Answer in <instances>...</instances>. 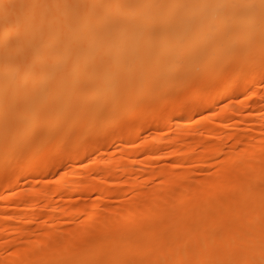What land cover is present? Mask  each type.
Wrapping results in <instances>:
<instances>
[{"label":"bare ground","instance_id":"bare-ground-1","mask_svg":"<svg viewBox=\"0 0 264 264\" xmlns=\"http://www.w3.org/2000/svg\"><path fill=\"white\" fill-rule=\"evenodd\" d=\"M230 61L237 65L229 68ZM211 68L225 72L224 78L205 82L192 97L194 108L185 110L187 92L184 97L173 94L177 120L212 109L216 101L205 100L218 87L223 97L238 87V94L250 90L249 97L256 99V80L264 74V0H0V184L8 175L13 176L11 189L33 176L43 183L68 162L88 158L90 146L96 157L107 145V132L127 131L133 121L135 136L152 129L168 132L160 121L163 111L159 115L163 104L172 102L160 99L165 88L196 85L201 81L198 70ZM249 72L251 79H244ZM151 99L152 111L146 106L147 111L144 105ZM223 112L219 117L227 120L233 113ZM259 117L264 118V112ZM106 119L110 123L102 129ZM203 126L205 135L217 133L212 125ZM259 133L256 141L248 140L252 143L241 139L246 136L232 135L241 140L234 141L235 151L221 165L234 162V170L209 179L201 170L207 176L200 178L201 184L189 183L194 177L189 178L188 171L173 176L172 170L205 161L191 154L193 146L207 149L211 158L224 147L193 142L191 132L182 138L189 139L186 145H176L180 133L167 140L168 155L175 158L164 175L149 169L146 178L161 180L157 188L152 189L153 184L142 190L149 184L144 174L130 178L132 170L145 163L129 160V153L122 152L115 160L95 159L93 169L84 164L79 173L54 179L47 196L29 187L33 191L21 192L18 202L13 200L17 203L4 201L0 257L3 249L10 252L0 264H264V132ZM114 143L123 141L117 138ZM161 147L156 136L131 157L144 151L149 161L157 160ZM78 151L79 157L65 160ZM103 175H115L111 178L117 187L125 179L127 190L117 196L131 202L122 211L107 207L108 200L102 199L113 195ZM101 176L106 186L90 184ZM79 190L85 196L95 192L105 205L92 199L83 214L90 221L63 232V217L69 216L68 208L61 207L68 202L64 197ZM55 196L66 202L58 205ZM40 202L48 212L40 223L52 230L41 232L37 227L30 240L26 235L27 241L11 243V230L5 231L10 210L19 211L14 225L29 223L39 213Z\"/></svg>","mask_w":264,"mask_h":264},{"label":"rangeland","instance_id":"rangeland-1","mask_svg":"<svg viewBox=\"0 0 264 264\" xmlns=\"http://www.w3.org/2000/svg\"><path fill=\"white\" fill-rule=\"evenodd\" d=\"M227 64L229 65V68H230L231 66L235 67L237 65V62L236 61H233V62L230 61ZM198 71H199L198 73L200 74L199 77H200V80L201 81L198 84H196V85L188 84L186 87L185 86L182 87V85H184V84H178L177 86L174 85V87L168 85L170 83H174L176 81L174 79L173 80H169L170 83H168L166 85L164 84L165 87L170 86L171 88L170 87L169 88L168 87L165 88V90L161 94L160 99L163 100L162 102L163 103H165L164 101H166V103L168 101L171 102L172 101L173 94L176 95V96L174 95V97H177V96L179 97V96H182L183 93L187 92V94L189 95L188 96L189 99L187 97V101H189V102L186 103V105H184L185 110H188L189 108H194L196 106V104L192 103V97H193V95H195V93H198V92H200V91L203 90L202 89L203 88V84L205 82H215V81L217 82L218 80H221L222 78H224V75H225V72L222 73V71H220L217 68H215V69H212V68L211 69H201V70H198ZM251 76H252V72H249V73H247L245 75V78L244 79L250 80L251 79ZM257 79L258 80H256V87L254 88L255 90H253L254 91V94L256 95L254 98H256V99H253V98H250L249 97L250 90H247V92H245L242 95L238 94L236 92L238 90V87H236L235 93L231 94L228 97H223V95H222V88L218 87L216 89V91L213 93V96L211 98L205 100L206 103H211V102L216 101V102H214V105H213L212 109L204 110V111H202L200 113H197V114H189V115L183 116V118H181L180 120H177L176 119L178 112L175 110V105L172 104L173 101L171 102V104L170 103L163 104V108L164 109H161V111L159 112V115H160L162 113V111H163L162 115H160V121L162 119V122L165 124V127L168 129V132H162L161 130L160 131H156V130H153L152 129V130H147L145 132H142L139 136H135V132L137 130V126L135 124L136 123L135 121H133L131 123L132 125L129 127V129L127 131H122V130H119V129H112L109 132H107L109 135H107V136L105 135L106 137H104L105 138L104 140L106 141L105 143L107 145L106 146L103 145V147L99 150V154L96 157H94V156L91 155V153L93 151V148H92V146H90V148L88 149V152H89V157L88 158H86L83 161H76L74 164H72L71 162H68L67 164H65L64 166H62L60 169H58L55 173L48 174L44 178V180H43L45 183L43 181H41L43 183L37 182V179L33 176L32 177L33 179H31L30 181L28 180L29 183L27 181H20L18 183V185H17L16 188L11 189L10 188V185L12 184L13 176L12 175H8V176L3 177V180H2V182L0 184V213L3 212V209L2 208L4 206V201L6 199L7 200H10L11 199V201H13L15 199H19V198H17V196L18 197H19V195L21 196L22 195L21 192H23L25 190H28V189H31V188L32 189L34 188V192H36L38 190L43 191L44 194L47 196L49 194L48 191H51L52 181L54 179H56V178H58L60 176L61 177L62 176L63 177L64 176H67L68 177L69 174L70 175H72V174L74 175L75 173H79V171H81L80 166L81 165L83 166L84 164H86L89 167L91 166V169H93V166H92L91 163L96 162L97 160L95 161V159H98L99 162H103L108 157H109L108 159L115 160V159H118L120 157L119 154L120 155L124 154L126 156L129 153L130 157L128 156V158H131L129 160H132V159L133 160H136V163H138V162H140V160H142L145 163V166H143V165H140L139 166L137 164L138 167H140V168L135 167V169H133L134 171L132 170L131 175H130V178H132L131 176H133L132 179H135V178H138L140 175L143 176V174H144L145 181L147 180L145 184H147V183H149V184H147L148 187L144 185L145 188H143L142 190L147 191V188H148V190H150V186H152L153 184H155V186H153L152 189H154L155 187L157 188V187H159V185L157 183L159 182V184H160L161 183V180H158L159 179L158 177H157L158 179L156 178V181L154 180L155 178H152V179L149 180V178H146V177H150L151 172L153 173L154 171L155 172H158V173H161L162 172L161 174L164 175L166 173V171H168L170 169V166L171 165H169V164H172L173 165V163H172L173 161L172 160H174L175 157L172 156V158H170L171 156L168 155V152H170L169 149H168V143H169V141L172 138L174 139L178 135L177 133H180L182 135L181 132L184 133V131H185L184 129L185 128H190V129H188V131L190 130L189 133L192 132V134H189V133L183 134L182 135L183 137L181 136V139L180 140H177L179 142H176V145H178V146H179V144L186 145V142L189 141V139L188 140L187 139H183V142H182V138H184L185 136H186V138H189L192 135L190 137V139H192L193 142H196V141L199 142L200 141V145L201 144H205V145H208V146L209 145L214 146V145H217L219 143H222L221 145H222V147H224L222 149H224V150H222L221 154H219L218 157L211 158V157L207 156V154H206L207 149H205L203 147H200V146H196V147L193 146L196 149L193 148L194 151H192L191 154L194 155V156L202 157L203 160H201V161H204V160L205 161L204 162H200L201 164L200 163H198V164L192 163L187 168H181V167L178 168L177 167V168H175V169L172 170V175L174 174L173 176H179V174H181L182 172L184 174H186V172L188 171V173L186 175H188V176L190 175L189 178H192V177L195 178V179L194 178L189 179V183L191 181L192 183L194 182L195 184H199V182L197 183V181H200V184H201V183H203V182H201L202 181L201 179L204 178L203 177L204 176V173H206L205 175L208 176V177L205 176V178L207 177V179H209V178H218V177L220 178L219 175H221V177H222V174H227V173L229 174L230 172H232V170H234L233 168L235 167V163L234 162H229L227 164H222V165H221V163H223L225 157H227V154L228 155H231L230 152L232 151L231 153H233L235 151L236 143H234V141L237 142L238 140H241L242 139L244 142H247L250 138L256 141L257 138H259V136H260V133L258 135H257V133L258 132H262V133L264 132V118H260L259 117V115L264 112V74L261 75L260 77H258ZM182 97H184V96H182ZM251 99H253V100H251ZM151 104H152V99H151V102L150 101H147L145 103V105L143 104L144 105V109L147 110V111H149L151 109V107H152ZM167 105L169 107L166 108ZM146 106L147 107H150L149 110L147 109ZM228 108L231 110V112H233V113L236 112L235 114H237V115L232 116L233 113L232 114L230 113L231 114L230 119H228V120L227 119H224V118L221 119L220 117L222 115H220V114H222V112L225 111V110H228L229 111ZM150 111H152V110H150ZM223 114H224V112H223ZM240 114L243 115V116H241ZM108 123H110V120L106 119L104 121L103 125H102V129H106L105 127L107 126ZM202 124L203 125L204 124L205 125H207V124L208 125L209 124L212 125V127L214 128V131L213 132H217V133L213 134V136L210 135L211 137L205 135L204 134V126ZM178 130H181V131L179 132ZM182 130H184V131H182ZM193 133H195L194 136H193ZM228 133H229V135L231 133V135L229 136ZM232 135H241V136L243 135V136H246V137L248 135V137L247 138L244 137V138L239 139V137L238 138H232L231 137ZM156 136H158V138L161 140V145H162V147H161V149H162L161 150L162 155L160 153V156H159L160 159L150 160L149 161V159H147L148 156H149L147 154H149V153L144 152V151H141L142 152L141 155H140V152L138 153V155H137L138 158L136 157L137 159L136 158L134 159V158L131 157V154H133L132 152L139 151L142 148V144H145V142L150 141L153 138L155 139ZM226 137L227 138L229 137V138L226 139ZM230 137H231V139H230ZM255 137H256V139H255ZM117 138L122 139L123 143L115 144L114 141ZM246 139H247V141H245ZM167 140H169V141H167ZM253 140L248 141V143H250ZM222 141H224L225 143H223ZM138 147H140V148L137 149ZM200 148H202V149H200ZM203 149H205V150H203ZM203 151H204L205 154L202 153ZM120 152H122V154ZM193 152H195V154ZM109 153H110V155H109ZM200 153H202V154H200ZM81 154H82V152L81 151H78L75 156H69V157L65 158V160L72 161L75 157H79ZM117 156H119V157H117ZM146 156H147V158H146ZM208 158H209V160H208ZM145 160L147 162H145ZM142 161L140 163H142ZM148 161H149L150 165H148L149 164ZM146 163H148V164H146ZM137 165H135V166H137ZM146 165L149 166V167H147ZM94 166H95V164H94ZM141 168L144 169V170H142ZM157 168L158 169H161L162 168L163 170H160V172H159V170ZM165 168L168 169V170H166ZM91 169H89V173L92 172ZM140 169H141V171H140ZM149 169L152 170V171L150 172ZM201 170L204 171L203 174H201L202 173ZM138 171H140V172H138ZM134 172H136L135 175H134ZM207 172H208V174H207ZM138 173L139 174L141 173V174L139 175ZM31 174L33 175V173H31ZM137 174H138V176H137ZM90 175L91 174H89V176ZM212 175H213V177H212ZM92 176L93 175L90 176L91 178H88V180L91 179V180H89L90 182L91 181L93 182ZM103 176H105V175H103ZM103 176H101V178L100 177L99 178L96 177L95 178L96 181H94L95 183H90L89 181L88 182L90 184H94V186L98 185L96 188H99L101 186L102 187L103 186H106V185H104V183H105V181L108 178L109 179L108 180L109 182L106 181L107 183H105V184H109V185L112 184L111 186H108L107 185V188H108L109 194H110V191H111V193L113 195L110 194V196L112 195L110 198H109V195H108L107 198H102V199L108 200V201L105 202L106 204H108V205H106L107 207L108 206L109 207L111 206L110 208H113V209H115L117 211L118 210L122 211L121 209L126 208L128 206L129 201L131 202V200L129 198L126 199L125 202H121L122 201V198H123L122 195L127 190V187L124 184V180L125 179L123 178L124 180H120V181H122L121 182V185L122 186H120V184H119L118 187H117V185L113 184V183H115V182H113L115 180L112 179V178H115L116 177L115 175H109L107 177L105 176V179L106 180L104 179ZM205 178L203 180H205ZM160 179H161V177H160ZM192 180H194V181H192ZM110 181H112V182H110ZM25 182H27L30 185L29 186L26 185ZM29 187H31V188H29ZM123 190H125V191H123ZM28 191H30V190H28ZM79 191H80L79 193H81V194L77 193L74 196H71V198H69V196L67 197L65 195L64 199L66 201L68 200L67 204L64 203L66 201L63 200V197L62 196H55V198L52 197L53 200H54V202H57L58 201V205H60V204L62 205L64 203L63 206H61V207H63V208L65 207L64 208L65 210H66V208H68L66 210L67 211L66 213L69 216L68 217H63V220L61 219L62 221H64V219H65V221H64L65 224L60 220V222L63 223V228L64 229L67 228L65 230L62 229L63 232H66L67 230H69V228L71 229V227L72 228L75 227V229H76V226H78V224H81V223L83 224V222H86L87 223V221H90L89 220L90 218L85 217L86 215H83V214H85L86 209L88 207V206L86 207L85 204L86 205H89L91 203V202L89 203V201H93L94 200L93 202H95V201L97 202L98 201L97 202L98 204L103 203V200L100 201L99 199L96 198L97 197V194L95 192L93 193V191L92 192L88 191L87 193L90 192V195L85 196L84 193H86V192L81 191V190H79ZM116 191H117V193H115ZM119 191H120L119 195L122 194L121 196H117ZM45 192L48 193V194H46ZM56 198H58V199H56ZM66 198H68V199H66ZM60 200H63V202L62 201L60 202ZM15 201H17V200H15ZM15 201H13V202H15ZM17 202H15V203H17ZM41 202L38 204V206L40 204L42 205V203H44V205H45V201H43L42 203ZM73 204H75L76 206L73 205ZM77 204H79V205H77ZM44 205L38 207L40 209V210L38 209V212L39 213L37 214L36 217L32 218L29 221V223H22V224H19V225H14L13 224V221L15 219L14 216L16 217V215L18 214L19 211L17 209L15 210V208H13L12 210H10V212H9V218H10V220L7 222V225L9 227L7 228V225H6V230H5V227H4V230L6 232L11 230L10 234L7 236V239L11 240L10 241L11 243H14L15 241H21V240L22 241H27V239L30 240V237L31 236L33 237V235L35 236L38 233V228L39 227H40L39 230L41 232H45L47 230L48 231L52 230V227L45 226V225H42L41 224L43 222V217H44V220H45L46 217L48 216L47 209H45L46 207ZM71 206H73V208L74 207L75 208L72 210V207ZM42 207L45 209V211H44V209L42 210ZM79 208L82 209V210H79ZM116 208H118V209H116ZM22 212H23L22 214H24V215L27 214V211L26 210H25V212L24 211H22ZM71 212H73V213L78 212V213L77 214L76 213L73 214ZM81 214L84 217L81 216ZM41 215H42V217H41ZM66 218H68V219L70 218V219L69 220L68 219L66 220ZM123 220H124V218H123ZM35 229L37 230V232L34 231ZM43 230H45V231H43ZM29 231L32 232V233H30ZM35 232H36V234H35ZM7 233H9V232H7ZM93 233L90 234V235H88V237L91 236V235H93ZM26 235L28 236V238H27ZM91 237H89L88 239L86 238V239L89 240V239H91ZM9 240H8V242H9ZM1 241L2 240L0 239V245L3 242V241L2 242ZM5 251H7V252H5ZM37 251H39V250H37ZM2 252H1V255L2 256L0 257V261L3 260V259L8 258V256H9V253L8 252H10V251H8V249H3Z\"/></svg>","mask_w":264,"mask_h":264}]
</instances>
